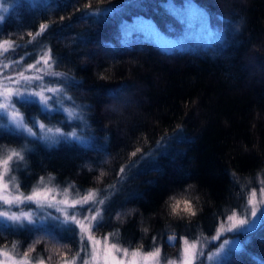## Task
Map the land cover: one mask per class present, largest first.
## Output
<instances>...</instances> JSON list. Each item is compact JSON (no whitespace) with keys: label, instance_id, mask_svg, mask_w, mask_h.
Returning a JSON list of instances; mask_svg holds the SVG:
<instances>
[{"label":"trees","instance_id":"trees-1","mask_svg":"<svg viewBox=\"0 0 264 264\" xmlns=\"http://www.w3.org/2000/svg\"><path fill=\"white\" fill-rule=\"evenodd\" d=\"M195 2L199 8L195 16L202 12L207 22L205 37L182 48L161 46L127 22L141 14L169 35L183 34L186 25L174 7L195 5L191 0L12 4L0 22V40L11 39L20 47L8 55L19 59L26 51L38 53L39 46L50 47L59 61L56 71L67 72L76 82H68V94L76 105L84 106L87 122H66L60 112L49 120L36 105L17 104L26 118L38 114L41 121L63 130L75 128L85 139V143L60 140L49 145L29 140L32 148L18 174L22 190L40 177L61 188L74 184L81 190L117 182L104 206V221L96 229L104 234L119 230L125 246L143 244L144 249L151 248L152 236L163 246L167 232L188 237L207 234L222 212L238 208L232 202L253 184L242 192L239 187L264 169V0ZM88 4L109 11L92 17L78 10ZM41 24H48V29L27 45L32 39L28 33L34 35ZM34 57H26L23 64ZM165 134L158 147L156 142ZM23 141L22 136L0 129V145L19 147ZM136 148L150 156L132 157ZM130 160L140 163L127 167L124 178L118 179L121 165ZM101 172L103 177L97 179ZM176 200L181 201L180 209L184 200L190 201L196 215L180 211L179 217L173 216L170 205ZM208 219L212 224L205 231ZM64 228L54 227L62 237L58 242L44 233L3 231L0 246L19 241L23 253L40 239L31 254L34 258L74 255L79 237L73 240ZM238 239L239 248L220 264H264V220L251 231L240 232Z\"/></svg>","mask_w":264,"mask_h":264},{"label":"snow or ice","instance_id":"snow-or-ice-1","mask_svg":"<svg viewBox=\"0 0 264 264\" xmlns=\"http://www.w3.org/2000/svg\"><path fill=\"white\" fill-rule=\"evenodd\" d=\"M191 7V5H189ZM88 15L96 17L106 13L108 9L92 8L91 4L85 5L84 9ZM7 11V9H4ZM203 17V13H200ZM63 19V18H62ZM4 20L0 16V22ZM48 24H41L39 30L33 35L28 33L32 39L27 41V45H33L36 38L48 29ZM218 39H223L222 35L216 34ZM26 45V46H27ZM20 47L15 41L5 39L0 41V127L7 131L22 136L25 143L18 148H8L0 145V233L8 231L16 233L19 230H26L29 233H44L45 238L59 241L58 233L54 231L55 226L75 225L76 227L64 228L69 232L73 240L79 237V250L69 259L67 253L62 254L63 259L60 264H220V260L232 248H239L235 240L224 238L225 233L249 232L255 227L256 219L264 220V179H260L261 173L257 174L259 181V195L257 189L253 187L250 192H245L244 208L245 214L240 215L236 209H232L230 214L224 216L215 228V233L211 236L203 232L193 239L188 236H178L175 231L166 235V242L172 246L177 241L181 247L175 259H167L162 254L160 245L157 243V236H152L150 250H145L143 244L133 248L130 244L125 246L119 238V230L107 233L101 237L94 235V230L101 226L104 221V206L116 191L117 182L105 186L103 189L90 188L81 190L74 184L60 189L44 184V177H40L31 191H21V183L13 175L14 165L19 166L25 162V154L28 144L31 141H55V138H63L65 141H76L85 143L75 128L65 132L62 127L51 125L41 121L38 114H33L26 118L25 113L16 107L17 104L23 107L36 105L38 112L50 118L54 113L64 114L66 122L79 121L86 125L83 112L84 106L76 105L72 96L68 94L67 84L71 81L75 84L74 78L69 77L67 72L56 71L59 61L53 56L52 50L47 45L39 46L38 53L25 52L19 59H13L8 54L15 53ZM37 56L33 63L24 66L26 57ZM101 79L106 77L101 74ZM15 98V101H14ZM66 102H71L65 106ZM60 123V122H58ZM180 126L177 125V128ZM167 134L156 142L157 146L166 139ZM31 138V141H29ZM141 154V160L148 158L149 153H143L141 148H136L131 153L132 157ZM140 163V160L129 161L126 165H121L117 173L118 179L124 178L125 169L133 164ZM92 169L90 168L89 171ZM264 173V170H261ZM104 175L101 172L100 177ZM234 178L236 173H232ZM54 179V177H49ZM245 188V185H241ZM107 193V195H102ZM175 199V198H173ZM181 201L176 200L170 205L171 214L180 216L183 211L188 216H195L196 211L188 200H184V208L180 209ZM35 205V209L31 206ZM27 206L28 210L24 208ZM15 209V210H14ZM49 209L55 210L53 212ZM117 212L116 218L120 219ZM182 218V217H181ZM54 227H49V225ZM76 228L79 232H76ZM146 234L148 229L143 230ZM164 234H162L163 237ZM219 241L218 246L214 242ZM41 241L37 239L28 249L20 254V242L13 241L10 245L0 248V264H45L43 258L38 261L31 255L35 251L36 244ZM215 246V251L205 249ZM231 246V247H230ZM52 259L51 256L48 257Z\"/></svg>","mask_w":264,"mask_h":264},{"label":"rangeland","instance_id":"rangeland-1","mask_svg":"<svg viewBox=\"0 0 264 264\" xmlns=\"http://www.w3.org/2000/svg\"><path fill=\"white\" fill-rule=\"evenodd\" d=\"M16 1L17 0H0V16H3L5 18L7 16V12L10 10L12 4L14 2H16ZM27 1H29L30 3L39 4V3H43V2H45L47 0H27ZM191 1L195 5H191L189 3H186L183 7L182 6L181 7L180 6H175L174 7V11L176 13L180 14V16L183 17L181 19L184 20V22H185L186 28H185V31H184L183 34H180V35H169V34L163 32L162 30H160L155 25L153 20H151V18H149L147 16H143L141 14L136 15L130 21L128 20L127 25L141 30L142 32H144L146 34L147 37L153 39V41L155 43H157V44H159L161 46L168 47V48H176V47L182 48V47H185L192 40H202L203 37H205V25L207 23L206 20L204 18H202L201 16H199V15L195 16L196 14H198L199 8L197 7V4H196L195 0H191ZM189 5H191V7H189ZM4 9H7V11H4ZM0 41H3V40H0ZM36 58H37V56L34 57V60L31 63H33ZM24 66H26V65H24ZM14 101H15V98H14ZM69 104L70 103L66 102L65 106H68ZM16 107H17V105H16ZM3 123H6V120L0 121V124H3ZM44 123H46V122H44ZM46 124H48V123H46ZM51 125H55V124L51 123ZM0 129L6 130L5 128H2V127H0ZM71 130L72 129L67 130V131L64 130V131L68 132V131H71ZM76 131H77L78 135L83 138V136L78 132V130H76ZM29 140H31V138H29ZM60 140H64V139L63 138H55V141H60ZM83 140L85 141L84 138H83ZM25 142L26 141L24 139L22 145ZM42 143L49 145V144H53V143H56V142H53V141H42ZM8 148H18V147H8ZM31 148H32V143L29 142L28 149H31ZM24 164H25V162L21 163L19 166H16V165L13 166L14 167V171H13L12 174L15 175L17 177V179H18V174L20 173L19 171L24 166ZM260 173H261L260 179H264V173H262V172H260ZM18 181H19V179H18ZM252 181H253V183H252ZM250 183L253 184V185H251ZM44 184H47V185H49V186H51L53 188L59 187V186H56L55 184H52V182H50L49 180H44ZM242 185H245V187L246 186L249 187V185H251L249 188L246 189L247 192H250L251 189L253 187H255L257 189V192H258V195H259L260 184H259V181L257 180V175L251 181L247 180ZM32 187H30L28 190H22L21 189V191H24V192L31 191ZM59 188L63 189L61 187H59ZM239 188H241V186ZM240 191L242 192L243 189L241 188ZM242 193L243 194H241V195L237 194V197L235 198V201L232 202L233 204H236V207L238 206L237 209L236 208H233V209H236L238 211V214H240V215L245 214V212L247 211V209L244 208V204H245L244 191ZM239 196H240V198H239ZM31 207L33 209H35V205H32ZM24 210L25 211L28 210L27 206H25ZM231 210L226 212L225 216L227 214H230ZM48 211L53 212L54 215L56 214L54 209H49ZM222 219H224V216L215 224V226L213 228H211V224H212L211 220L210 219L206 220L203 223V225H205V226L202 229L205 230V231H208L211 228V230L209 231V233H207L205 235H207V236L213 235L215 233V228L219 225V223H220V221ZM261 221H263V220L259 219V218L256 219L255 227ZM61 227H73V228H75L76 226L75 225H68V226H61ZM76 231L78 233L79 229L76 228ZM241 232H243V231H241ZM170 233H172V232H167L165 234L164 240H163V246L160 245V242L158 243L160 245V247H161L162 254H163L164 258H165V262H166L167 259H175L178 256L179 250H180V247H181V244H180L179 241H177L172 246H170V245H168L166 243V240H165L166 239V235L170 234ZM239 233H225L224 234V238H227L229 240H233L234 239L235 242L238 243L239 242V239H238ZM198 234H200V233L199 232L196 233V235H198ZM94 235L96 237H101V236H103L105 234L101 233L97 229H95L94 230ZM177 235L178 236H186V235H179V234H177ZM195 236L188 237V238L189 239H193ZM214 243H215V246H218L219 241L214 242ZM215 246L207 247L205 249V254L208 251H215ZM2 247H4V246H0V248H2ZM136 247H139V246H133V248H136ZM145 250H150V248L149 249H145ZM52 251L54 252V251H57V250H52ZM20 254L22 255V253H20ZM51 257H52L51 260L44 259L45 264H60V261L63 259V257H61L60 259H57V256L56 257L51 256ZM71 257H72V255L67 256V258H69V259ZM222 258H224V256ZM39 259L40 258H35L36 261H38ZM77 264H80V261H78ZM205 264H207V262H205Z\"/></svg>","mask_w":264,"mask_h":264},{"label":"bare ground","instance_id":"bare-ground-1","mask_svg":"<svg viewBox=\"0 0 264 264\" xmlns=\"http://www.w3.org/2000/svg\"><path fill=\"white\" fill-rule=\"evenodd\" d=\"M172 153H174L175 152V150H173V151H171ZM167 154V153H166ZM264 170V169H263ZM259 172H261V171H259Z\"/></svg>","mask_w":264,"mask_h":264},{"label":"water","instance_id":"water-1","mask_svg":"<svg viewBox=\"0 0 264 264\" xmlns=\"http://www.w3.org/2000/svg\"><path fill=\"white\" fill-rule=\"evenodd\" d=\"M171 234V233H170ZM166 240V239H165ZM167 243V242H166ZM168 244V243H167ZM169 245V244H168Z\"/></svg>","mask_w":264,"mask_h":264}]
</instances>
